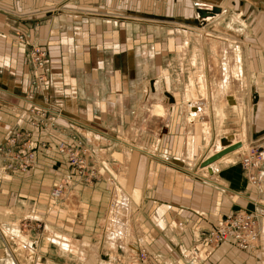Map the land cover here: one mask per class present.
<instances>
[{
  "label": "rangeland",
  "instance_id": "374dc122",
  "mask_svg": "<svg viewBox=\"0 0 264 264\" xmlns=\"http://www.w3.org/2000/svg\"><path fill=\"white\" fill-rule=\"evenodd\" d=\"M79 1L80 4L69 1L67 6L72 9L75 6L84 8V4L96 6L95 0ZM34 2L38 8L43 0ZM129 2L131 19L106 17L122 20L111 22V25L100 20L89 21V29H83L82 26L85 24L75 21L78 19L83 21L90 14L69 13L62 8L63 4L39 13L50 14L51 18L73 15L75 18H65L66 21H59L57 25L59 30L65 31L69 25L72 26L70 32L65 34L67 38L73 39L78 35L75 39L80 41L84 34L91 33L83 37L88 43L83 48L84 60L88 56L90 61L85 62L83 70H77L80 67H73L69 68L71 71L66 68L64 72L66 77L71 75L70 77L74 79L69 80L65 77L58 82L60 80L58 73L52 69L53 84L57 86L55 90H60L55 91L57 94L52 98L46 93L48 90L46 85L33 83L35 72L29 62V47L26 44L31 39L36 42L45 40L48 16L43 17V20L31 19L29 23L31 28L22 22L20 24L22 27H17L14 35L10 34L11 38L13 37L11 42L16 44L14 45L16 49L22 50L16 62L22 66L26 65L30 74L23 96L28 107L25 108L26 114L17 119L20 123L14 127L15 129L8 130L12 124L5 122V118L4 124H0L3 129V133H0V172L2 170L4 178L8 179L9 176L26 174L30 170L38 169V162L35 161L37 156L42 164V167L39 166L37 178L48 182V205L51 210L47 208L45 214H51V219L55 222L66 220L68 230L59 232L53 224L50 225L48 218H44V212L38 206L35 214L16 208L12 216L30 221L19 223L11 219V230L4 231H7L8 246L14 251L21 245L19 240L24 241V238L32 244V248L45 247L43 255L42 252L38 253V260L42 264H98L94 256L98 250L101 251L100 258L103 260L111 254L112 262L115 264H175L167 250L170 248L161 247L156 240L155 224L152 223L155 215L147 214L145 211L149 200L144 197L142 188L146 183L147 187H151L155 177L151 179L152 172L149 170L155 174L159 169L171 168L202 182L208 178L200 173L198 163L208 154L210 146L216 141L236 142L239 138L243 144V148L236 151L239 152L237 155L240 160L251 149L264 148V11L245 0H129ZM214 8L221 12H215ZM28 20L26 19L27 23ZM65 24H68L67 28ZM179 27L181 28L178 29ZM185 28L200 35L199 43L193 38H190L188 43L185 42L186 36L181 30ZM196 31L207 32L212 35V39L224 36L236 42L241 52L239 66L242 87L241 90H237L242 97L241 105L235 98V91H226L227 95L219 93L218 86L214 85L219 79L207 75L206 60L208 55L213 57V51L206 44L203 34ZM20 36L24 37L23 42ZM69 47L70 49L65 48V51H68L69 58L73 60L75 59L73 49L71 50V45ZM44 51L50 64L48 49ZM66 57L64 52V58ZM216 57L214 63L218 59ZM92 61L96 64L94 62L92 64ZM103 61L104 66L101 65ZM154 78H164L167 86L176 95V105L171 110L168 124L159 133L163 117L154 118L153 114H149L153 111L155 101H146V110L142 111L145 114L135 117L143 91ZM191 80L194 82L197 98L189 100L202 99L206 103L208 116L206 128L201 127L198 119H195L196 122H193L191 128L184 125L187 110L183 105L185 104L183 94ZM200 89H205L203 94L200 93ZM209 90L217 91L218 94L214 91L215 98H203ZM100 101L105 102L103 109L99 108ZM68 115H77L85 120L86 124L83 125L81 120L71 116L68 118ZM57 120L65 121L66 126L58 124ZM129 126L131 132L134 131L131 137L126 134ZM242 134L244 136H241ZM60 143L67 147L76 146L77 158L80 161L84 159V164L71 166L72 153L59 151ZM123 149L130 151L129 160L125 162ZM31 154L34 156L33 165H25L24 159L29 158ZM125 164L127 167H124ZM43 166L46 170L44 175L41 172ZM263 167L264 165L261 166V170ZM115 169L118 172L114 173ZM56 173H60L61 177L58 178ZM146 173L148 178L150 176L149 179H146ZM242 176L245 179L243 171ZM215 182L212 184H216ZM246 185L248 195L253 197L252 202L240 206L224 217H231L239 210L252 213L258 223L259 233L255 248L242 251L227 243L214 248L205 247L204 236L218 225L221 221L218 219L210 223L212 227H208L206 231L197 229L192 232L194 243L199 246L196 247L197 253L206 254V264H264V194L258 198L256 195L259 186L252 187L248 183ZM96 188L98 189L93 192L97 193L93 195L90 190ZM113 190L118 200L125 195L128 203H132L128 204L130 212L127 220L135 234L131 235L127 242L126 255L112 247L105 239L106 216L112 214V218L115 215L113 211H109ZM53 191H57L59 199L52 196ZM69 195H74V203L77 202L73 208L66 202ZM90 198L94 203L101 198L99 203L103 210L93 224L83 217L86 213L84 208L87 206L84 204L85 200ZM225 199L227 201V198ZM83 220L86 222L83 223ZM178 224H182V227L177 226ZM14 225L17 229H13ZM47 228L64 237L68 243L67 249L52 245L48 240ZM185 228L183 222L178 220L173 222L176 234H182ZM20 236L24 238L21 239ZM1 237L3 243L5 236ZM15 238L18 242L14 240ZM220 246H226L229 258L217 259L211 263L210 257ZM174 248L172 246V252H175ZM194 252L192 249L188 254ZM17 253L21 264H32L31 260L27 261L26 250ZM183 255L182 259H188L186 254ZM242 255L249 258V263L244 262L246 259Z\"/></svg>",
  "mask_w": 264,
  "mask_h": 264
},
{
  "label": "crops",
  "instance_id": "0c3cea01",
  "mask_svg": "<svg viewBox=\"0 0 264 264\" xmlns=\"http://www.w3.org/2000/svg\"><path fill=\"white\" fill-rule=\"evenodd\" d=\"M69 1H74L77 4H80L79 0H43L42 4L36 8L37 5H35L34 0H0V124H4V118L5 122H11L12 125L8 130L16 128L15 126L20 123L17 119L26 114L25 108L28 107V103L23 99V96L30 77V74L28 73L29 70L26 65L22 66L16 62L17 58L20 57L22 50L16 49L14 46L16 44L13 41V44L11 42L13 37L11 38L10 36V34L14 35V31L17 27H22L20 25L22 22H25L27 27L31 28V25H29L31 19L38 18L43 20L42 18L46 16L49 18V20L46 21L47 24H45V27L48 28L45 40L36 42L31 39L29 42H26V44L29 47V51L32 46L37 45L44 50H46V48L48 49L51 61L49 64L47 55L48 83L46 82L45 85L46 90L48 89L46 93H48L49 98H52V96L57 94L55 91H60L55 90L57 86L53 84V76H51L53 70L57 71V76L60 78L58 82H60L66 77V74L64 73L66 68L69 70V68L80 67L77 70H83L85 62L88 60L90 61L88 56H86L87 58L84 60L85 52L83 48L84 45L88 43L86 40H83V37L88 36L91 33L84 34L80 41L75 39L78 35L73 37V39L67 38L65 37V34L70 32L72 26L69 25L68 27V24H65L64 26H66V28L68 27L65 31L59 30L57 25L59 21H66L65 18H73V15H63L65 17L59 16L57 18H51L50 14L40 15L39 13L50 11L55 6L63 4L62 8L69 13L90 14V16L83 19V21L79 19L75 21L85 24V26H82L83 29H89V21L98 22L100 20L111 25V22L114 21L131 19V13L129 12L130 8L128 5L130 3L129 0H95L96 6H87L84 4V8H77L75 6L76 8L74 7V9L67 6ZM112 16H116L117 18L120 17L122 20L106 18ZM26 19H29L28 23L26 22ZM107 29L108 27L105 28V30ZM70 45L75 57L73 60L69 58L68 51H65V48L70 49ZM63 51L67 56L66 58H64ZM79 54L80 56H78ZM86 54H88V52ZM93 62L94 61L91 63L93 64ZM94 64L96 63L94 62ZM101 65L104 66V61ZM70 76L71 75L66 78L69 80L74 79V77L71 78ZM103 103L105 102H99V108L103 109ZM70 116L81 120L80 122H82L83 125L86 124L85 120L81 119V117L79 118L77 115H68V118ZM57 123L66 126L65 121L57 120ZM62 126L60 127L63 128ZM0 133H3L1 126ZM238 153L239 152L234 153L233 151L226 154L227 156L224 155L219 159L215 167L210 169V172H207L209 176L214 178L213 180L208 179L210 182L208 180L202 182L196 181L192 176L181 174L171 168L159 169L155 174H153L152 170H149L152 172L151 179L154 176L155 177L153 179L154 183L151 187H147L146 183L142 188L144 191V197L147 201L149 200L145 211L147 214L155 215L154 220H152L153 222H151L155 224L154 231L156 232V240L159 241L161 247L170 248H167V250H169L171 254L170 257H172L171 260L175 264H206V254L197 253L198 250L196 249L199 248V246H196L194 243L192 232L197 229H203V231H206L208 227H212V224L210 223H214L218 219H225L226 217L224 216H227L232 211H236L240 206H244L252 200L253 197L252 195H248V186L242 176L240 159L237 155ZM229 157L230 159H228ZM35 161L38 162V169L30 170L26 174L12 175L9 176L8 179L4 178L3 171L1 170L0 227L9 232L12 227L11 219L19 223L22 221H30L27 219L20 220L16 216H12V213L17 210L16 208H19L20 211L27 210L28 212L35 214L36 207L39 206V209H42L44 212V218H48L50 225L53 224L59 232L68 230L65 225L67 223L66 220H64L66 222H55L54 219H51V214H45L47 208L50 207V205H48L49 197L47 193L48 182L41 178H37L39 175V168L42 167V164L37 156ZM41 172L43 175L44 173L46 174L44 166ZM147 173L146 179H149L150 176L148 178ZM56 175L58 178L61 177L60 173H56ZM213 182L216 184H212ZM97 189L98 188L90 191L93 192ZM229 192L232 195H229ZM257 192L258 194L256 197L258 198L264 194V167L260 171V184ZM95 193L97 192H93L92 194L94 195ZM225 198H227V201ZM87 200L88 199H86L84 203L87 206L84 208L86 213L83 212V217L87 218L86 220H89V222L92 221L93 224L96 220L95 218L100 216L103 211L99 203L101 202V198H98L95 203L92 202V198L88 201ZM50 210L51 208H49V211ZM175 220L184 223L186 228L182 234H176L174 231L173 222ZM58 222L59 224L57 225ZM84 222L86 221L83 220V223ZM227 244L231 243L228 242ZM172 246L175 247V252H172ZM192 249L193 252L194 250L196 252H194V254H188ZM2 251L3 243L0 235V260L4 256ZM228 251L229 250L226 246H220L216 253L210 257V262H215L217 259L221 258L228 259ZM183 253L188 256V259H182L184 258ZM192 257H195V259ZM244 257L246 259L244 262L249 263V258L247 256Z\"/></svg>",
  "mask_w": 264,
  "mask_h": 264
},
{
  "label": "bare ground",
  "instance_id": "6f19581e",
  "mask_svg": "<svg viewBox=\"0 0 264 264\" xmlns=\"http://www.w3.org/2000/svg\"><path fill=\"white\" fill-rule=\"evenodd\" d=\"M245 1L248 2L250 5L254 6L255 8H258V9L264 11L263 5H258V4L255 5L252 2H250L249 0H245ZM213 10H215V12H217V13L221 12L218 8H214ZM180 28L181 27H179L178 29H180ZM181 30H183V33L186 36V40H185L186 43H188L190 38H193L196 42L199 43L200 35H196L195 33H193L194 31L191 32V30L187 29V28L181 29ZM196 32L203 34L204 38H206V44L209 45V49L213 51V54H212L213 57L208 55L207 60H206L207 61V67H206L207 75L209 77L211 76V78L215 77L216 79H219V81L216 82V84H218V85L214 84L215 86H218L217 91H219V93H221V94L223 93V95L225 93V95H227L226 91L227 92H230V90L235 91V93H234L235 98H236L238 104L241 105L242 104V101H241L242 97L240 95V92L237 91L242 87V75H241V70H240V66H239L240 65V58H241L240 53L241 52H240L238 46L236 45V42L234 40L232 41L231 39L225 38L224 36L223 37L222 36H220V37L216 36L215 39H212L211 38L212 35L207 33V32L206 33L204 31H196ZM202 34H201V37H202ZM215 56L218 57L217 61L215 60L216 63H214ZM195 76H196L195 78L197 79V74H195ZM199 85H200V83H199ZM195 90L196 89L194 87V82H193V80H191L187 91L183 94V98L185 100V101H183V102H185V104H183V105H185V109L187 110V113H185L186 117L184 120V123H185L184 125L189 127V128L192 127V124L195 121V119L196 120L198 119V121L201 123V127H205L208 125L207 124V122H208L207 109L205 107L206 103L204 102V100H202V99L201 100L195 99L193 101L189 100V98H197ZM204 90L200 89L199 91L201 94H203ZM209 91L206 92V96H204L203 98H215L216 97V96L214 97V93L215 92L217 93V91H215V90H214L215 92L212 90L210 92ZM175 98H176V95L167 86V82L164 78H154L150 81V83H148L146 85L145 90L143 91L142 101L140 102L139 107L135 113V117L137 118L138 115L143 114L142 111L146 110V105H147V104L145 105L146 101H149V100L155 101L154 102V108L152 109L153 110L152 113H149V112L148 113L153 114L154 118L163 117L162 124L160 125V128L158 129V133H159L161 130H164L168 124V118L171 114V110L174 108L173 106L176 105V99ZM217 98H219V97H217ZM186 100H188V101H186ZM149 111H151V110H149ZM211 111H212V109H211ZM215 111H217V110H215ZM153 129H154V127H153ZM131 131H132V129L129 126V129H127V132H126L128 137H131L133 135L134 131L133 132H131ZM156 132H157V130H156ZM241 136H244V135L242 134ZM126 142H127V140H126ZM239 143L241 144V146L239 148H237L236 150H234V152H235V151H239L243 148L242 141L239 138L237 139L236 142L234 140L232 142L227 141V140H222L221 142L216 141L213 145H211L208 154L205 155L198 163L200 173L203 174V177L208 178L210 180L214 179L212 176H209L207 172H210V169H213L215 167V165L217 164V162L219 161L220 158L217 161H215L214 163L209 164L205 167L201 166L202 163H204L206 160H208L209 158L214 156V154H216L217 152L223 151L226 148L233 146V145H236V144H239ZM129 146H131V145H129ZM122 147H124V146H122ZM122 152H123L124 162L126 160H129L128 158H129L130 151H128V149H123ZM98 153H96V154H98ZM225 156H227V155L225 154ZM124 167H127L126 164L124 165ZM123 171H124V169H123ZM115 172H118V171H116V169H115L114 173ZM0 176H2V173ZM120 179H122V178H120ZM110 184H111V182H110ZM120 189H121V187H120ZM112 194L113 195L111 198V204H110L109 211H111V212L113 211L112 213H115V215L112 218H111L112 214H110V216H106V219H105L106 222H105V226H104L105 239L107 240L108 243L110 242L112 247H114L115 249H119L121 253L125 254L126 246L128 244L127 242L129 240L130 236L131 235L133 236V234H135V231L132 230V228L130 227V224L127 220L128 212H130L129 211L130 208H128V207H129L131 202L128 203V200H127L128 198L125 197V195H122L121 199L118 200L117 195L114 192V190H113ZM52 196L55 199L60 198L57 191L56 192L53 191ZM73 197H75V196L69 195V197H68V199H70L69 203H68V199L65 198V199H67L66 202H67V205L69 204L70 208H73L75 206V204L77 203V202L74 203L75 199ZM30 217H31V215H30ZM178 225L181 226V224H178ZM13 229H17V226H15ZM46 232H48L47 233L49 235L48 240H50V242L52 243L53 246L58 247L60 249L61 248L67 249L68 243L64 239L63 236H60L57 233L53 232V230L50 228H47ZM137 232H138V230H137ZM0 235L5 236V240L2 239L3 243H4L3 244L4 249L2 251L4 253V256L0 260V264H21V262L19 260L20 256H19V253H17V252L18 251H25V250H26L25 256L28 258L27 261L31 260L32 264H42L38 260L39 259L38 253L42 252V255H43L45 247L42 246L39 248V246H38L37 248L36 247L32 248V244H30L28 241H26L25 240L26 238L20 236L19 238H21V239L24 238V241L19 240V244L21 243V245L18 246V244H16L18 247L14 251V250L9 248L10 246H8L9 242H8V240H6L7 231H4V229H2L1 227H0ZM16 238H18V237H16ZM16 238L14 240H16L18 242V240ZM22 248H24V250H22ZM100 252L101 251L98 250V252H96L94 254L98 264H115L112 262L113 257L111 254L107 255L108 258L103 260L100 258ZM45 264H49V263H45Z\"/></svg>",
  "mask_w": 264,
  "mask_h": 264
},
{
  "label": "built area",
  "instance_id": "2783aa9c",
  "mask_svg": "<svg viewBox=\"0 0 264 264\" xmlns=\"http://www.w3.org/2000/svg\"><path fill=\"white\" fill-rule=\"evenodd\" d=\"M23 42L24 37L20 36ZM29 62L35 72L34 84H44L47 82V54L39 45L32 46L28 52ZM77 142H75L76 144ZM74 144V145H75ZM59 151L71 152L70 164L79 166L84 164V159L78 160L76 146L67 147L65 144L58 145ZM67 157L69 156L66 154ZM25 165H33L34 156L24 159ZM264 165V148L251 149L240 160V168L245 174L246 182L252 187H258L260 184L261 166ZM20 166V165H19ZM21 167V166H20ZM182 226V224H181ZM180 227V226H179ZM258 224L255 216L246 211L239 210L231 217L222 219L217 226L207 232L204 236L203 243L207 248H214L222 243H231L235 248L242 251L253 250L258 241Z\"/></svg>",
  "mask_w": 264,
  "mask_h": 264
},
{
  "label": "water",
  "instance_id": "95a60500",
  "mask_svg": "<svg viewBox=\"0 0 264 264\" xmlns=\"http://www.w3.org/2000/svg\"><path fill=\"white\" fill-rule=\"evenodd\" d=\"M250 2H252L253 4H258V5H263L264 6V0H249ZM241 146V144H236L233 146H230L228 148H226L223 151L217 152L216 154H214V156H212L211 158H209L208 160H206L204 163H202V167H205L209 164L214 163L215 161H217L219 158H221L223 155L230 153L234 150H236L237 148H239Z\"/></svg>",
  "mask_w": 264,
  "mask_h": 264
}]
</instances>
